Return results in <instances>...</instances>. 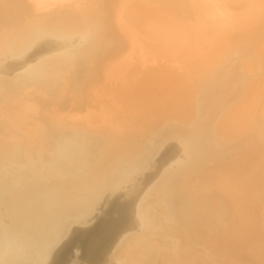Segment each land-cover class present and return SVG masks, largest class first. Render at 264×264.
Wrapping results in <instances>:
<instances>
[{
    "label": "bare ground",
    "instance_id": "bare-ground-1",
    "mask_svg": "<svg viewBox=\"0 0 264 264\" xmlns=\"http://www.w3.org/2000/svg\"><path fill=\"white\" fill-rule=\"evenodd\" d=\"M79 246L264 264V0H0V264Z\"/></svg>",
    "mask_w": 264,
    "mask_h": 264
},
{
    "label": "rangeland",
    "instance_id": "rangeland-1",
    "mask_svg": "<svg viewBox=\"0 0 264 264\" xmlns=\"http://www.w3.org/2000/svg\"><path fill=\"white\" fill-rule=\"evenodd\" d=\"M166 147H167V146H165V147L159 152V154L155 157V160L153 159V161L151 162V164H150V166H149L150 168L154 167L155 164L157 165V162H158L159 159H160L159 157H161L160 155L163 154V152L165 151ZM157 159H158V160H157ZM154 161H155V162H154ZM150 168H148V170L146 171V173H147V172L150 173V171H152V169H150ZM106 196H107V195H106ZM103 200H105V198H104ZM103 202H105V201H103ZM103 202H102V205H104ZM102 205L100 206V208L102 207ZM105 209H106V206H105ZM99 211H100V210H99ZM103 212H104V211H103ZM103 212L99 215V216H100V217H99L100 219L105 217V214H104ZM101 215H102V216H101ZM99 218L96 219L95 222L99 221V220H100ZM93 225H95V223H94V224H91V226H93ZM91 228H92V227H91ZM91 228H90V229H91ZM88 229H89V228H88ZM71 233H72V232L69 233V235L66 237L67 239L65 238V240L63 241V243H64V242H68L69 239L72 238V234H71ZM68 237H69V238H68ZM63 246H64V245H63ZM63 246H61V248H62ZM79 248H80V249H79ZM77 249H78V250H77ZM59 250H61V249H59ZM55 252H56V251H55ZM55 252H54V254H53V257L50 258L51 261H49L48 264H54V263H55V260H56V258H57V256H55V255L57 254V252H56V253H55ZM76 252H77V253L79 252V253L77 254ZM75 253H76V254H75ZM83 253H84L83 246H82V247L79 246V247H75V248L73 247V252L71 253V255H72L73 259H74V258L79 259V260H76V262L79 261V262H77V263L82 264L83 261H84V258H82V257H83ZM79 254H80V255H79ZM75 255H76V256L78 255V257H76ZM258 256H259V255H258ZM55 257H56V258H55ZM72 257H71V259H72ZM263 258H264V257H263ZM73 259H72V260H73ZM257 259L260 260V261H262V256H261L260 258H257ZM74 261H75V259H74ZM260 261H259V262H260ZM262 262H263V261H262ZM71 263H72V262H71ZM77 263H76V264H77ZM245 263H247V262H245ZM247 264H248V263H247Z\"/></svg>",
    "mask_w": 264,
    "mask_h": 264
}]
</instances>
